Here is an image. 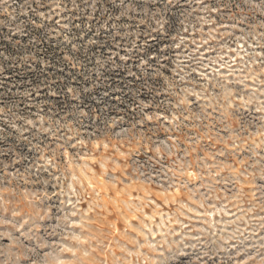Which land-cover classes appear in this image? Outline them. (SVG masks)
Wrapping results in <instances>:
<instances>
[{"label": "rangeland", "instance_id": "1", "mask_svg": "<svg viewBox=\"0 0 264 264\" xmlns=\"http://www.w3.org/2000/svg\"><path fill=\"white\" fill-rule=\"evenodd\" d=\"M0 264H264V0H0Z\"/></svg>", "mask_w": 264, "mask_h": 264}]
</instances>
